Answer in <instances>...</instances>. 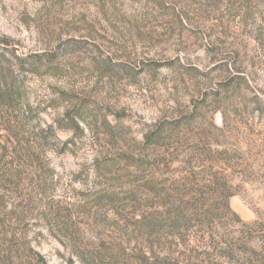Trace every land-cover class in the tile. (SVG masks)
I'll use <instances>...</instances> for the list:
<instances>
[{
  "label": "rangeland",
  "instance_id": "374dc122",
  "mask_svg": "<svg viewBox=\"0 0 264 264\" xmlns=\"http://www.w3.org/2000/svg\"><path fill=\"white\" fill-rule=\"evenodd\" d=\"M0 264H264V0H0Z\"/></svg>",
  "mask_w": 264,
  "mask_h": 264
}]
</instances>
